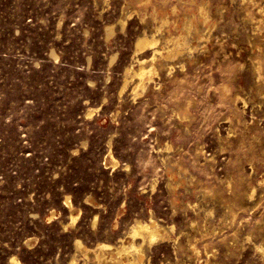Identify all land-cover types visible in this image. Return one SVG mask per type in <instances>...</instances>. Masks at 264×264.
Segmentation results:
<instances>
[{
    "label": "rangeland",
    "instance_id": "obj_1",
    "mask_svg": "<svg viewBox=\"0 0 264 264\" xmlns=\"http://www.w3.org/2000/svg\"><path fill=\"white\" fill-rule=\"evenodd\" d=\"M152 219L163 238L133 236ZM133 243L264 264V0H0V264H98L99 244L127 264Z\"/></svg>",
    "mask_w": 264,
    "mask_h": 264
},
{
    "label": "bare ground",
    "instance_id": "obj_2",
    "mask_svg": "<svg viewBox=\"0 0 264 264\" xmlns=\"http://www.w3.org/2000/svg\"><path fill=\"white\" fill-rule=\"evenodd\" d=\"M180 39L181 38H170V39H168L166 41L167 43H171L172 42L173 43L172 44L173 47L172 48L169 47L168 50L166 52H164V53H166V55L164 57L172 59V58H174V57H176L178 55V53L180 52V48L179 47L182 44H184V43H182L180 41ZM158 42H159V39L155 35H153L152 37L144 36V37H141V38H139L137 40V49L142 51L145 48H148V47H151V46H156L158 44ZM164 53L161 52L159 49H156L154 51V56H153V58H151V60H148V59H145V58L140 60L139 68L133 73V75L135 77H137V79H138L137 88L138 87H145L146 83L148 81H150L154 77V75L157 74V69L153 65L151 67L148 66V63L150 61L151 62L154 61L157 54H161L163 56ZM126 84H127V82H126ZM136 92L138 93V91H136ZM89 114H91V111L89 112ZM153 189H155V186H153ZM66 201H67V203H70V199L69 198H67ZM96 221H97V218L94 219V223H96ZM163 232L164 231L162 230V227L153 219L148 221V222L137 221L132 226V234H133V236H140L142 238L143 242L148 241L149 244H152L156 240H158L160 238H163L164 237ZM77 246H78V248H81L82 250H84V252L85 251H90V249L87 248L86 246H83V244L80 241L77 242ZM96 247L98 248L97 251L95 250V254H96V257H97L96 261H98L97 263L98 264H106L107 260H106V258L104 257V254H103V251L105 250L104 248H106V245L99 244V247H98V245ZM132 248H133V251H127V250H129L128 247L123 246V247H121L118 250V254L121 255L123 253H126V254L129 255L127 257V258H129V261H128L127 264H142V261H143V258H144V252L142 250V245H136V243H133L132 244ZM75 258L72 260L71 264H76L77 263V259H75ZM11 262L15 263L17 261H16V259L13 258L11 260ZM114 262H111V263L114 264ZM116 264H117V261H116Z\"/></svg>",
    "mask_w": 264,
    "mask_h": 264
}]
</instances>
